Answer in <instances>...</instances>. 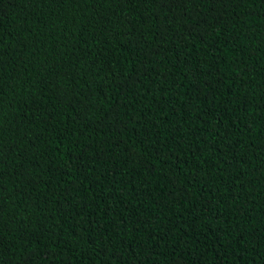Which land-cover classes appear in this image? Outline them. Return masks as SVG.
<instances>
[{
	"label": "trees",
	"instance_id": "obj_1",
	"mask_svg": "<svg viewBox=\"0 0 264 264\" xmlns=\"http://www.w3.org/2000/svg\"><path fill=\"white\" fill-rule=\"evenodd\" d=\"M0 264H264V0H0Z\"/></svg>",
	"mask_w": 264,
	"mask_h": 264
}]
</instances>
